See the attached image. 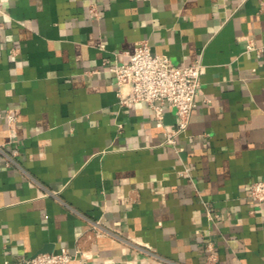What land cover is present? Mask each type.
<instances>
[{
  "label": "crops",
  "instance_id": "0c3cea01",
  "mask_svg": "<svg viewBox=\"0 0 264 264\" xmlns=\"http://www.w3.org/2000/svg\"><path fill=\"white\" fill-rule=\"evenodd\" d=\"M141 42L202 65L176 147L118 103ZM263 180L264 0H0V264H264Z\"/></svg>",
  "mask_w": 264,
  "mask_h": 264
},
{
  "label": "built area",
  "instance_id": "2783aa9c",
  "mask_svg": "<svg viewBox=\"0 0 264 264\" xmlns=\"http://www.w3.org/2000/svg\"><path fill=\"white\" fill-rule=\"evenodd\" d=\"M90 14L96 15L94 8L90 9ZM246 50L255 49L247 44ZM127 57L125 64L109 67V72L115 77L118 103L122 106L142 103L152 110L158 123L162 122V106L173 107L176 129L165 133V144L176 147V135L186 129L195 107L202 69L200 61L182 67L173 66L166 56L153 54L145 42L137 44ZM6 120L10 123L15 117L8 114ZM247 193L253 201L263 203L264 180L251 183ZM205 252L204 264H216L217 255L210 243L206 245ZM73 258L61 248L57 253H41L23 259V264H69Z\"/></svg>",
  "mask_w": 264,
  "mask_h": 264
}]
</instances>
